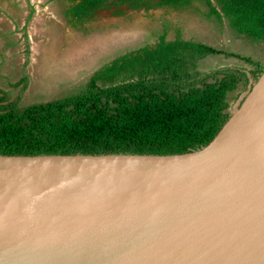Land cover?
I'll use <instances>...</instances> for the list:
<instances>
[{
    "label": "water",
    "instance_id": "1",
    "mask_svg": "<svg viewBox=\"0 0 264 264\" xmlns=\"http://www.w3.org/2000/svg\"><path fill=\"white\" fill-rule=\"evenodd\" d=\"M0 264H264V73L196 151L0 155Z\"/></svg>",
    "mask_w": 264,
    "mask_h": 264
},
{
    "label": "trees",
    "instance_id": "2",
    "mask_svg": "<svg viewBox=\"0 0 264 264\" xmlns=\"http://www.w3.org/2000/svg\"><path fill=\"white\" fill-rule=\"evenodd\" d=\"M71 1L74 26L100 9L122 15L125 8L186 11L199 3L208 19L227 21L238 36L264 43V0ZM167 34L106 63L77 92L50 102L21 107L0 90V155H176L209 145L231 116V95L257 81L264 64ZM220 54L252 69L199 70L201 60Z\"/></svg>",
    "mask_w": 264,
    "mask_h": 264
},
{
    "label": "rangeland",
    "instance_id": "3",
    "mask_svg": "<svg viewBox=\"0 0 264 264\" xmlns=\"http://www.w3.org/2000/svg\"><path fill=\"white\" fill-rule=\"evenodd\" d=\"M0 90L21 107L50 102L77 92L103 65L146 45L168 31L185 40L250 57L264 64V43L252 42L223 24L208 19L199 3L186 11L157 8L149 12L125 8L98 10L89 21L74 26L71 0H3L0 3ZM199 10H198V9ZM0 60H2L0 58ZM252 68L245 61L215 55L199 62L209 74L224 68ZM247 91L231 95L232 105Z\"/></svg>",
    "mask_w": 264,
    "mask_h": 264
},
{
    "label": "flooded vegetation",
    "instance_id": "4",
    "mask_svg": "<svg viewBox=\"0 0 264 264\" xmlns=\"http://www.w3.org/2000/svg\"><path fill=\"white\" fill-rule=\"evenodd\" d=\"M0 3H3V0H0ZM0 7H1V5H0ZM0 58L2 59V60H0V63H2V61L5 59L4 58V52L2 49H0Z\"/></svg>",
    "mask_w": 264,
    "mask_h": 264
}]
</instances>
